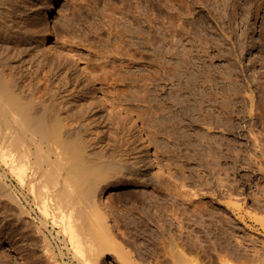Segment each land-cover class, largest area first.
<instances>
[{
	"label": "bare ground",
	"instance_id": "6f19581e",
	"mask_svg": "<svg viewBox=\"0 0 264 264\" xmlns=\"http://www.w3.org/2000/svg\"><path fill=\"white\" fill-rule=\"evenodd\" d=\"M45 1V7L41 11L39 19L42 27L41 37L37 38L40 40L39 49H43V47L49 49V45L53 42L54 28L51 18L59 3V0ZM137 11L133 9L131 12L135 15ZM155 11H153L154 14ZM138 14L132 17L133 21L130 19L131 24L129 21V23L123 21L117 26L119 27L117 34L121 45L119 48L115 47L118 48L119 53L129 56V59L137 64L134 60L136 54H131L130 48H134L135 51L140 50L138 52L141 53L142 47L148 46L150 50L148 52L146 49L147 56L144 55L146 53H142L149 60V64L155 67L152 73L148 74L149 76L145 75L153 81L154 85L146 82L140 85V81H148L146 76L140 73H133L132 76L125 75L131 65L121 63L116 67L113 66L114 71L118 74L115 81L121 79L124 83L131 80L134 82V84H131L136 85V88H140L135 89V91L131 89L132 91H130L126 87V92L119 89V95L125 97L127 93L133 92L132 100L148 103L147 108L140 109L139 114L136 113V116L139 115L140 119L142 117L143 119L146 118L144 119L145 123H149L151 129L154 127L157 131L155 133H159V135L161 133L166 134V137L161 139L163 142L161 141L160 145L164 147L165 150H163L169 157L167 156L168 162L166 163V160H163L162 165L166 163L165 166L170 164L174 166L176 164L177 169L180 167L177 173L175 172L178 178H182L181 176L185 177L184 179L190 177L187 176L190 167L184 163L180 164L183 162L181 158L183 147H186L188 151L187 159L196 162L197 169L202 172L198 177L201 178L202 174H205L203 175V181L200 183L213 191L211 193L209 190L212 197L216 195L217 190H220L216 188V184L219 185V182L229 185L232 190L235 189L230 193L231 200L227 204L231 216L234 217L242 207L239 201L234 200L236 198L233 195L238 191L236 181L239 180V170L237 164L242 161H240V158L245 156L238 153V150L241 149H238V136L235 135V133L240 134L238 130L241 127V123L239 124L236 121L240 113L236 100V97L240 94V88L238 85H234L233 88L229 87L225 91L221 85H216L218 86L217 91L210 93L207 90V85H199L200 83L203 84L206 79L202 80L203 78L192 69L193 56L191 48L184 44L183 49L177 52L173 23L171 22L168 27L171 31V38L158 36L159 30L155 27L146 28L144 25L145 20H141L140 14ZM1 15L2 13H0ZM126 17L127 21L128 16ZM2 20L6 19L3 18ZM6 22L2 21L1 23ZM10 26L12 27V25ZM21 35H15L12 39L18 56L25 52L26 46H29L28 38ZM22 41L25 42V45L21 44ZM35 52L37 53V50ZM17 54H10L6 58L0 59V167L4 172L3 177H8L11 174V180L18 183L20 191L22 190L21 193L23 192V197L29 203L37 205L41 213L40 222L42 221V226L35 219L30 221V225H33V230H35L33 232L32 227L27 224L28 220L25 222L26 217L24 220L22 219V215L26 213L22 198L16 195L18 200L16 201L13 194L11 196L13 202H19L20 199L23 203L19 202L17 204L20 205L21 203L20 206H23L21 209L17 206L21 210V212H17L20 215L18 219L19 221L22 220L20 221V223L22 222L21 225H23V221L27 224V226L23 225V230L20 231L26 232L27 230L24 228L31 227L30 231L32 230V232L28 230L29 233H36V236L42 231L45 232V227L49 229L52 222L53 228L55 230L59 228V234H64L65 239L73 244L75 248L73 250L79 252L85 258L87 257V262H91V260H88L91 258L85 256V252L89 253L86 255H91L90 257L93 258L92 255L109 251L108 253L117 257V260L127 259L131 260L132 264H137L133 261L132 251L131 253L126 252L122 239L115 231L116 227L113 223L116 222L119 226L120 224L117 223L119 220L120 223L121 221L125 222L128 229L135 230L137 233L135 236H139L137 239L134 236L136 241L133 243L135 245L136 243L140 244L141 250L138 245L135 247L139 248L142 259L140 261H144V264H218V260H222L220 264H234L233 259L239 257L236 252L238 249L234 248V244L231 247L234 250L230 248L232 240L230 239V242H228L225 233L228 225H231L229 227H233L235 230L236 224L234 221L236 222V218L227 221L226 225L223 221L226 209H222L216 197H214L216 204L213 201L208 202L205 198V200L200 198L202 200L198 204H194V201L199 198L196 196L194 198L190 191L181 188V184L173 183L168 178L167 180L160 179L165 174L156 173L154 169V165L156 167L162 165L160 164L161 160H158V158V163L155 162L156 155L152 150L153 136L151 131L147 129L148 125L144 127L145 124L142 125V120L139 121L134 116H127L126 119L131 125L129 128H133L135 132L143 135V149L125 148L127 141H129L128 138L123 139L119 148V145L116 146L115 144L117 140H114L113 135H109L112 129L109 127L106 132L103 126V122L106 121L108 123L116 122L118 125V129L116 128L117 133H122L125 129L126 119H116L112 116L115 109H113V102L111 103L112 106L106 105L105 102L99 105L103 107L104 111H102L97 109L95 102L86 93H78L75 97H71L70 93L67 94V91H69L68 85H45L42 89L41 85L30 83L31 75H33H30V73H34V71L28 72L29 74L22 71L23 68L20 63L22 61L25 63V60L20 56L21 59H16ZM116 54L118 55V53ZM68 55L67 52L64 54L65 59ZM143 55L141 54L142 59L144 58ZM39 62L41 63V60ZM23 65L25 66V64ZM61 66L65 65L62 64ZM84 70L89 73V82L92 83L93 92L95 89L98 93L104 94L105 91L102 92L101 86L99 87L97 80L94 78L93 71L88 66H85ZM60 72L61 70L55 73L59 74ZM27 76L30 77L29 80ZM164 79L169 80L171 85H162L160 82ZM167 80H164V82L167 83ZM128 84L130 85V83ZM211 86L213 87V85ZM131 87L133 86L131 85ZM163 93L166 94L162 97ZM249 97L253 99V94H249ZM129 98L130 96H127V100ZM107 100H109V97ZM114 103L116 104L118 101ZM243 109L239 108L241 112ZM131 111L134 112L135 110ZM248 111H251L252 114L254 110ZM100 113L101 115H99ZM104 113H106L105 116ZM263 113L260 112L261 115ZM100 127L103 129V133L98 131ZM217 129L221 130L217 131ZM210 130L214 131L211 132ZM219 132L222 133V136L218 135ZM231 135L234 137L231 138ZM257 136L254 139L259 140L260 137ZM239 154H241V157ZM7 171L9 174L6 176ZM189 172H191V169ZM228 177L229 182H227ZM184 179L182 180L184 181ZM135 181L140 182L142 185H156L166 197H162V194L156 195L158 193H155L156 196H149L152 194L149 193L148 197H142L140 207L135 202L140 209L139 211H141L140 213L130 212L132 215L125 216V219H119L120 213L118 218L115 214L117 220L114 221L116 218H112L115 215L110 213L111 205L107 202L106 193L112 188H123ZM183 186L185 187V185ZM8 194H11V192ZM5 201L7 202V200ZM180 202L184 205L181 206ZM189 203L194 204L193 207L191 206L193 209L187 206ZM14 207H16L15 204ZM14 212L13 215H15ZM31 214L28 213L30 218ZM17 231L19 230L17 229ZM131 233L133 232L131 231ZM41 237L40 240H38L39 236L38 239L37 236L35 238L39 242L43 240ZM44 238L47 239V237ZM60 242L62 241L60 240ZM225 242L228 244H225ZM41 243H37V246ZM212 243L213 247L215 245L220 246L218 248L215 246L214 251L216 253L211 252V250L213 251V247H210ZM224 244L229 248L223 247ZM42 246L46 252L48 263L58 264L59 261L57 262L53 249L47 244ZM58 248L60 249V247ZM219 248H222L221 252H219ZM87 249L88 251H86ZM68 251L70 250L68 249ZM60 254L62 253L60 252ZM97 257L99 258V256ZM57 259L59 260V258ZM101 262H97V264H101ZM80 263L82 262L80 261Z\"/></svg>",
	"mask_w": 264,
	"mask_h": 264
},
{
	"label": "rangeland",
	"instance_id": "374dc122",
	"mask_svg": "<svg viewBox=\"0 0 264 264\" xmlns=\"http://www.w3.org/2000/svg\"><path fill=\"white\" fill-rule=\"evenodd\" d=\"M45 2V0H0V13H2L0 16V59L6 58L10 54H17L12 43V39H14L15 35L18 36L19 34H22L24 37H27L29 46H26L27 49L24 48L25 52L22 55L19 54V56L25 60V63H23V61L20 63L24 69H22V71L27 74H29L28 72L34 71V73H30V75L33 74L31 75L32 81L30 77H28L30 75L27 76V79H30V83L32 82L34 85H41L42 89H44L45 85H68L69 91H67V94L70 93L71 97H75L78 93H86V95L95 102V105H97V109L99 110L104 111L103 107L99 106L104 104L103 102L108 106L114 104L113 109H115L112 116L116 117V119H126L127 116H134L135 118L137 117L139 121L142 120V125L144 126L145 124L144 127L148 125L147 129L151 131L153 136L152 150L156 155L155 162L158 163V160H161V165L165 160L167 163V158L169 157L166 155L164 147L160 145L162 141L161 139L165 138L166 134L161 133L162 135H159V133H155L157 132L155 131V128L152 127L151 129L149 123H145L146 121H144V119L146 118L143 119L142 117V119H140L139 115L136 116V113L139 114L140 109L147 108L148 103H141L137 100H132L131 96H134L133 92L127 93V96H130L129 100H127V96L124 97L122 91L125 90L126 92L127 89L135 91V89L137 90L140 87L136 88L137 86L133 85L134 82L131 80L130 82L127 80L124 83L121 79L115 81V77L117 78L118 74L113 69V66L116 67L117 65L124 63L125 65H131L130 69L126 72L124 71L125 75L129 74L132 76L133 73H140L146 76L151 74L155 66L152 67L146 57L150 48L145 45V47H142L143 50H141V53L138 52L140 50L135 51L134 48H130L131 54H136L134 60H136L137 64L133 63L132 60L129 59V56L123 55L117 50L121 45L118 38L119 35L117 34V29H119V27L117 26L120 23H123V21L124 23L129 21L131 24L130 19L132 20V17L137 16L136 14L140 12L139 17L141 20H145L144 25L146 28L151 29V27H155V29L157 28L160 32L157 33L158 36H168V38H171V31H169L168 27L172 22L175 28L173 34L175 36L174 40L176 41L177 52H180L183 49V46H185L184 44H187L188 46H186L191 48V54L193 56V71L196 74H199L203 78L202 80L206 79L203 84L200 83V81V84H197L207 85V90L210 93L217 91L219 85H221L225 91H227L229 87L233 88L234 85L239 86L240 94L236 97V100L238 102V111L240 113L238 114L239 117L237 116L236 121H238L239 124L241 123V127L238 130L240 131V134L235 133V135L238 136V149L242 150H238V153H242V156L245 155L244 157L246 159L239 154L241 157L240 161H242L237 164L239 170V180L236 181L238 191L233 193V195H235L234 198H236L234 200L239 201L242 207L237 211V214L234 217L231 216V211L227 204L231 200L230 193L235 191V189H230L229 185L220 182V186L216 184V188L220 190L216 191L214 197L218 199L222 209H226L223 220L226 225L227 221H232L236 218V222L234 221L236 224L234 227L236 231L233 227H229L231 225H228L226 226L228 232L226 231L225 233L228 242H230V239L232 240L230 242V248L234 244V248L236 247L235 249H238L236 252L239 257L233 259L232 262L234 264H264V138H262L264 136V113L262 115L260 114L261 111L264 112V0H59L51 18L52 26L54 28L53 42L49 45V49L44 47L43 49H39L40 47L38 46L40 40L38 39L41 37L42 32L39 19L41 11L45 7ZM132 8L134 11L138 10L135 15L131 12L133 11ZM154 10H156L155 14L153 12ZM126 16H128L127 21L125 19L127 18ZM1 17L6 19L7 22L6 20H2L3 18L1 19ZM150 20L152 21V24ZM2 21H5L6 23H1ZM3 24L7 25L3 26ZM10 25H12V27ZM23 42L24 41H22L21 44L25 45V42ZM35 49L37 50V53L35 52ZM38 50L40 51L38 52ZM66 52L69 54L67 59H65L64 56ZM142 52L146 53L144 54L146 56H144ZM116 53H118V55ZM141 54L144 56L143 59L141 58ZM19 56L17 54L16 59H21ZM39 58H41V63L39 62ZM23 64H25V66ZM62 64L65 66H61ZM30 66L33 70H28L31 69ZM85 66H88L93 71L94 78L97 80L99 87L101 86L103 90L102 92L104 93L105 91V95L98 93L95 89L93 92L92 83L89 82V73L84 70ZM60 70V75L55 73ZM62 70L64 71L62 72ZM148 76H146V80L148 81H140V85L145 82L147 84L153 82L148 79ZM164 80L160 82L162 85H171L169 80H167L168 82L166 81L167 83H165ZM128 83H130V85ZM131 85L133 87H131ZM151 85H154V83ZM211 85H213L214 88ZM119 89L122 90V97L119 95ZM117 93L118 95H116ZM165 94L166 93H163L162 97L165 96ZM249 94H253L254 100L249 97ZM108 97L109 100H107ZM117 101L118 103L123 102L121 103L122 105L114 103ZM243 106L244 109L246 108L245 113ZM239 108L244 111L242 110L241 112ZM251 109L254 110L252 114L251 111H248ZM131 110L135 111L133 112ZM105 114L106 113L103 115L105 116ZM99 115H101V113ZM259 116H262L263 118L261 117V119L263 120H261ZM127 123H129V121L126 119L124 124L125 129L122 133H117L116 128L118 125L116 122L108 123V121H106L103 122V126L106 132L109 127L112 129L109 135H113L114 140H117L115 144L116 146L119 145V148L123 139L128 138L129 141H127L128 143L126 142L127 144L125 148L132 149L133 147V149H143L142 133L139 134L135 132L133 128H129V126L131 127L130 123ZM251 129H253L254 132H252L253 130L251 131ZM160 130L162 129L160 128ZM219 130L221 129H217V131ZM98 131L103 133L101 127ZM210 131L213 132L214 130ZM221 134V132L218 133V135ZM256 135H258V138L260 137L259 140L254 139L256 138ZM233 137L234 136L231 135V138ZM187 153L188 151L186 147H183V152L181 153L183 162L180 164L184 163L186 166L190 167L189 170L187 168V176H190L189 178L184 179L185 177L183 176H181L182 178H178V175L176 176L177 170L180 168L178 167L177 169L176 164H174V166H176L174 167L171 164V166H165V163L162 165L164 168L162 166L156 167L154 165L156 173L165 174L163 176L161 175V180H167L168 178V180L173 183H177L178 185L181 184V188L190 191V193L194 195V198L195 196L199 198L194 201V204H198L204 198L208 202L213 201L214 204H216L215 198L210 195L213 191H211L209 187L200 183L203 181V175L205 174L203 173L201 178L198 177L202 172L197 169L196 162L187 159ZM159 167L163 169H160ZM190 169L191 172H189ZM3 173L4 172L0 167V264H49L46 260L48 258L44 251V247H41V245L45 244L51 247V249H53V254H56V257L59 258V260L56 258L57 262L59 261L58 264H79L80 261L82 262L80 264H97V262L100 263L101 261V264H130L132 262L127 259L117 260V257L113 255L111 256V254L108 253L109 251H104L102 254L96 252L97 254L92 255L93 258L90 257L91 255H86L89 253L85 252V256L91 258L88 259L91 260V262H87V257L85 258L84 256H81L79 252L74 251L75 248L73 247V244L65 239L64 234H59V228H56V230L53 228L52 222L50 223L49 229L45 227V232H41L42 234L45 233L44 235L41 233L36 235L37 239L39 236L38 240H40L41 236L47 237V239L41 237L43 240L39 241L42 243L38 244V247L37 243L39 242L35 238L36 233H31V235L29 231L31 227L33 230V225H30V221H33L34 219L42 226V221L40 222L41 213L36 204L29 203V201L23 197V192L21 193L22 190L20 191L18 183L11 180V174L7 171L6 176L7 174H9V176L4 178ZM182 179H184V181ZM229 181L230 179L227 180V182ZM231 183L232 181L230 184ZM183 185H185V187ZM155 186L156 185H142L140 182L137 183V181H135L133 184L123 188H112L106 193L107 202L111 205V215L116 214L117 218L121 215L119 219H125L126 217H129L130 214L132 215L133 212L140 213L141 211H139V207L141 206L140 204H142V197H148L149 193L153 194L149 196H154L155 193H158L156 195L162 194V197L165 196L158 187ZM9 192H11V194H8ZM13 194L15 197H13L14 200L17 196L21 197L24 204L20 199L19 202L26 207V213L23 214L25 216L22 215V219L24 220L26 217L25 222L28 220L27 224L28 226H31L26 227L27 229L24 228L27 230L26 232L20 231L23 230V227L27 226V224L23 221L24 226L21 225L22 222L20 223V221L22 220L20 219L19 221L18 218L20 215L17 213L19 211L21 212L20 209L23 206H20L21 203L20 205H17L19 202H13L11 199ZM244 197H246V199H244ZM5 200H7V202ZM16 201L18 200L16 199ZM135 202L140 206L138 207ZM181 203L182 202H180V204ZM14 204L16 207L13 208ZM192 204L193 203H189L187 206H190L189 208L193 209L192 207L194 204ZM183 205L184 204H181V206ZM17 206L18 208L20 207V209H18ZM132 209L136 211H133ZM13 212L15 215H13ZM28 213H32L31 218L29 217L30 215L28 216ZM116 215L112 216V218H116ZM117 218L114 219V221L117 220ZM118 221L117 223L120 224L119 226H117L116 222L112 223L115 225L114 227H116V233H118L125 245L126 252L131 253L132 251V257L134 258L133 261L137 262V264H141L142 261L140 260L142 259L139 252L141 250V247H139L140 244H134L139 236H135L137 235L136 231L128 229V225L125 222L120 220V223ZM16 228L19 231H17ZM32 230L30 232H32ZM34 231L35 230H33V232ZM131 231L133 233H131ZM60 240L62 242H60ZM225 241L227 242V240ZM29 242H32V244ZM226 242L225 244H228ZM225 244L223 247H226ZM137 245L140 250L138 247H135ZM215 246L217 248L220 247L219 245ZM58 247H60V249ZM67 247L70 251H68ZM210 247H213V243L210 244ZM214 247L211 252L216 253V251H214L216 247ZM227 248L229 247H226V249ZM234 248L231 249L234 250ZM221 249L219 252H221ZM86 251H88V249ZM60 252L62 254H60ZM97 256H99V258ZM221 261L218 260V264H220ZM143 262L142 264H144Z\"/></svg>",
	"mask_w": 264,
	"mask_h": 264
}]
</instances>
